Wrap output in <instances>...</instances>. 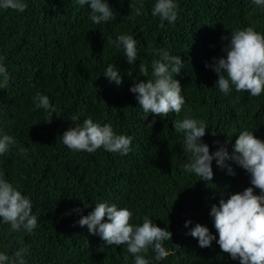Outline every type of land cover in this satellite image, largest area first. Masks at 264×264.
<instances>
[{"label":"trees","instance_id":"obj_1","mask_svg":"<svg viewBox=\"0 0 264 264\" xmlns=\"http://www.w3.org/2000/svg\"><path fill=\"white\" fill-rule=\"evenodd\" d=\"M25 2L23 13L0 9V57L9 73L8 86L0 89V136L17 141L0 155V170L30 199L38 226L31 233L12 231L0 219V253L11 259L17 250L27 249L25 264H134L126 245H106L78 224L81 215L107 202L130 210L133 225H141L147 215L172 233L164 244L172 254L155 261L150 249L146 258L152 264H239L215 240L200 248L186 233L198 223L218 240L211 207L250 187V176L231 160L225 163L235 176L215 160L210 182L185 172L190 154L184 150V133L174 125L185 117L203 121L202 142L210 153L223 145L231 155L243 131L264 140V92L252 97L233 86L225 96L216 84L218 76L205 67L225 55L228 39L222 37L230 39L232 32L247 27L264 35V7L252 0H175L177 20L169 24L151 15L156 0H143L139 16L130 5L139 6L141 0H107L116 18L94 24L89 6L77 0ZM120 35L137 41L134 64L127 62L122 46H115ZM161 49L178 55L184 65L173 78L185 105L179 115L165 118L145 114L129 91L134 81L154 79L152 64ZM141 63L147 76L140 72ZM109 64L121 74L120 85L104 76ZM38 92L55 106L51 123H46L49 113L35 106ZM87 118L131 136V151L68 149L63 133ZM20 148L27 150L26 156ZM77 208L80 214L73 211ZM186 221L192 222L187 228Z\"/></svg>","mask_w":264,"mask_h":264},{"label":"clouds","instance_id":"obj_2","mask_svg":"<svg viewBox=\"0 0 264 264\" xmlns=\"http://www.w3.org/2000/svg\"><path fill=\"white\" fill-rule=\"evenodd\" d=\"M80 6L87 4L90 8L89 19L94 24H102L116 18V12L109 6L107 0H77ZM258 7H264V0H252ZM28 5L25 0H0V9L23 13ZM136 16L142 14L143 0L139 6L130 5ZM146 14V13H144ZM151 15L172 24L177 20V4L175 0H156ZM160 27H164L161 23ZM223 49L224 56L214 59L206 68L218 76L216 84L225 96L231 93L233 86L237 92L245 91L252 97L264 92V35L252 27L238 29L231 33L230 39ZM111 43V40L109 41ZM115 46L124 49L127 62L131 65L137 60V41L132 35L118 36ZM159 60L153 61L154 79L146 82H135L129 91L136 94L138 105L145 114L161 118L170 113L179 115L185 105L179 81L173 74H178L184 66L178 55H170L166 50H158ZM0 57V89L8 86L9 73ZM140 72L147 76V68L141 63ZM127 75L131 76L129 71ZM104 76L116 85L122 83L121 74L114 65L109 64ZM36 108H43L49 113L46 123H51L55 106L49 97L39 92L33 98ZM190 111V109H189ZM148 115H146L147 118ZM155 124V120L148 124ZM176 132L184 133V150L189 153V160L183 164L185 172L195 173L203 181L213 179L212 161L220 168L227 167L228 173L235 176L231 167L225 161H233L250 176V187L242 192L230 195L225 201L221 199L219 206L211 207L210 216L214 219V228L218 234L217 240L206 226L196 224L186 235L198 240L200 248L211 247L212 242L219 245L223 253L239 264H264V140L257 139L253 132L243 131L235 141L230 155L225 146L210 153L209 146L202 142L207 125L203 121L185 117L174 125ZM216 135L215 133H211ZM132 137L118 135L111 124L101 126L91 118L65 131L61 137L62 143L73 151L93 153L103 147L110 153L127 155L131 151ZM218 143V142H217ZM17 141L10 135L0 136V155L6 154ZM20 154L26 156L27 150L20 148ZM254 190H259L256 194ZM32 203L22 195L17 187L8 182L0 170V219L10 225L12 231L21 229L31 233L38 226L37 216L32 214ZM85 206L84 208H88ZM77 214L82 209H74ZM133 213L127 208H118L116 204L97 203L87 215H81L78 221L80 227H87L90 234L98 235L109 246H127V252L134 257V264H152L146 256L151 249L155 252V261L166 259L172 253L164 246L171 241L172 233L165 227L160 228L149 216L143 217L141 225L130 223ZM107 218V222L104 218ZM191 221H186L187 228ZM178 247V246H176ZM27 249H20L13 258L0 253V264H25ZM127 259V257H125Z\"/></svg>","mask_w":264,"mask_h":264}]
</instances>
